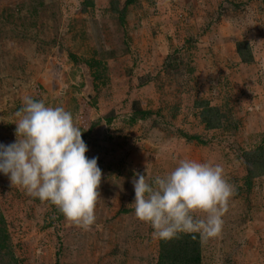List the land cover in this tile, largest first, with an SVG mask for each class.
I'll return each instance as SVG.
<instances>
[{"label": "rangeland", "instance_id": "374dc122", "mask_svg": "<svg viewBox=\"0 0 264 264\" xmlns=\"http://www.w3.org/2000/svg\"><path fill=\"white\" fill-rule=\"evenodd\" d=\"M25 96L73 114L102 199L84 231L0 172V264H157L132 181L181 159L219 164L235 188L203 264H264V169L250 177L246 157L264 145V0H0V143Z\"/></svg>", "mask_w": 264, "mask_h": 264}, {"label": "clouds", "instance_id": "9594fccd", "mask_svg": "<svg viewBox=\"0 0 264 264\" xmlns=\"http://www.w3.org/2000/svg\"><path fill=\"white\" fill-rule=\"evenodd\" d=\"M23 101L14 122L16 141L0 143V172L12 186L56 206L68 222L89 231L102 199L98 158L85 155L88 146L70 111L30 96ZM137 175L132 181L135 216L153 228L155 237L164 241L180 234L198 233L202 240L220 237L235 194L222 166L181 159L152 183L145 174Z\"/></svg>", "mask_w": 264, "mask_h": 264}, {"label": "trees", "instance_id": "16d2710c", "mask_svg": "<svg viewBox=\"0 0 264 264\" xmlns=\"http://www.w3.org/2000/svg\"><path fill=\"white\" fill-rule=\"evenodd\" d=\"M132 2L133 0H127L128 4ZM242 55L245 60H250L243 53ZM196 106L201 109V118L208 128L223 126L226 114L218 107L212 106L209 101H198ZM246 157L254 167L250 170V177L264 169V145L259 150L249 152ZM160 250L157 264H203L202 239L198 233L180 234L179 238L170 241L161 240Z\"/></svg>", "mask_w": 264, "mask_h": 264}]
</instances>
